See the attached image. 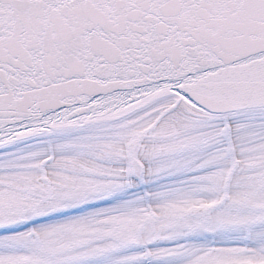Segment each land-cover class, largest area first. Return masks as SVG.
<instances>
[{"label":"snow or ice","instance_id":"snow-or-ice-1","mask_svg":"<svg viewBox=\"0 0 264 264\" xmlns=\"http://www.w3.org/2000/svg\"><path fill=\"white\" fill-rule=\"evenodd\" d=\"M0 264H264V0H0Z\"/></svg>","mask_w":264,"mask_h":264}]
</instances>
